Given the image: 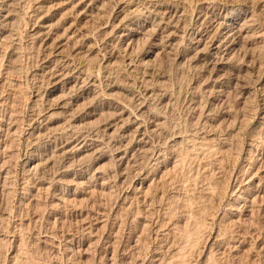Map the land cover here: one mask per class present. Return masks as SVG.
<instances>
[{"label":"rangeland","instance_id":"obj_1","mask_svg":"<svg viewBox=\"0 0 264 264\" xmlns=\"http://www.w3.org/2000/svg\"><path fill=\"white\" fill-rule=\"evenodd\" d=\"M0 10V264H264V0Z\"/></svg>","mask_w":264,"mask_h":264},{"label":"bare ground","instance_id":"obj_2","mask_svg":"<svg viewBox=\"0 0 264 264\" xmlns=\"http://www.w3.org/2000/svg\"><path fill=\"white\" fill-rule=\"evenodd\" d=\"M9 2H11V1H9ZM11 3H12V2H11ZM1 4H2V3H1ZM5 4H6V3H5ZM2 5H3V4H2ZM2 7H3V6H2ZM0 11H1V10H0ZM4 16H5V15H4ZM5 20H6V19H5ZM5 20H4V21H5ZM7 20H8V19H7ZM7 20H6V21H7ZM13 25H14V24H13ZM236 25H237V24H236ZM236 28H237V27H233L234 30H236ZM232 31H233V30H230L229 33L232 32ZM235 35H238V36L240 37V36L242 35V32H241L240 30L237 29L236 32L233 34V36H235ZM135 37H136V35H135V34H132V35L130 36L129 40H133V39H135ZM69 40H70V38H69ZM129 40H128V41H129ZM133 41H134V40H133ZM133 41H132V42H133ZM68 42H69V41H68ZM121 116H122V115H121ZM229 154L231 155V153H229ZM226 155H227V154H226ZM226 157H227V156H226ZM227 159H228V158H227ZM41 162H42V161H41ZM42 163H43V162H42ZM43 164H44V163H43ZM26 165H27V166H30V167H33L34 170L38 169L40 166H43V165H41V164H36L34 161L32 162V160L26 162ZM221 168H224L223 165H222ZM228 169H229V168H228ZM220 170H221V169H220ZM218 171H219V169H218ZM221 172H222V174H224V172H226V169H225V168L222 169ZM227 172H228V171H227ZM208 173H210V174H208ZM208 173H207L206 177L204 176V177H205V180L208 182V184H207L208 186H207V189H206V190L209 192V193H208V194H209L208 196H209V197L211 196V197L214 198L215 195H218V196H219V193H221V190H219V187H220L219 185H220L221 182H220V183H217V182H215V181H217V180L214 181V177H215V176H214V174H215L214 172L211 171V172H208ZM216 174H217V173H216ZM222 174H221V175H222ZM224 175H226V176L228 177L227 174H224ZM216 176H217V175H216ZM217 177H218V176H217ZM203 179H204V178H203ZM219 179H220V178H219ZM220 180H221V179H220ZM206 181H205V182H206ZM221 181H222V183H223V180H221ZM235 181H237V179H236ZM225 183H226V181H225ZM230 183H231V182H230ZM221 186H222V185H221ZM229 187H230V186H229ZM222 188H223V187H222ZM222 188H221V189H222ZM232 189H233V188H232ZM206 190H205V191H206ZM228 190H229V189H228ZM205 191H204V192H205ZM225 191H226V189H225ZM227 192H228V191H227ZM250 192H251V191H250ZM200 193H201V192H200ZM202 193H203V192H202ZM205 193H207V192H205ZM248 193H249V191H243V192H240V194H239V196H238V199H239V200H246V199H244V198H245V196L248 195ZM225 194H226V193H225ZM200 195H202V194H200ZM226 195H227V194H226ZM205 196H206V195H205ZM205 196L203 197L204 200H205V198L207 197V196H206V197H205ZM218 196H217V197H218ZM217 197H216V200H217ZM222 197H223V196L221 195V198H222ZM224 197H225V196H224ZM236 197H237V196H236ZM195 198H196V197H195ZM197 198H199V196H198ZM200 198H202V197L200 196ZM207 198H208V197H207ZM218 198H219V197H218ZM74 199H75V198H74ZM208 199H209V198H208ZM210 199H211V198H210ZM238 199H236V201H237ZM256 199H257V197L255 196V198L250 202V203H251V206H252V209H251V206H250L249 209H251V210L249 211L248 214H250L252 220H253V218H252V214H254V213H253V206H254V204L256 203ZM196 200H198V199H196ZM199 200H201V199H199ZM204 200H203V201H204ZM221 200H222V199H221ZM221 200H220V201H221ZM208 201H209V200H208ZM190 202H191V200H190ZM204 203H205V202H204ZM207 203H208V202H207ZM210 203H211V201H210ZM213 204L215 205V203H213ZM207 205H208V204H207ZM208 207H209V206H208ZM213 207H215V206H213ZM204 209H206V208H204ZM207 209H208V208H207ZM213 210H214V209H213ZM207 212H208V211H207ZM202 214L205 215V213H202ZM208 215H210V214H208ZM199 216H200V215H199ZM201 217H202V215H201ZM244 217H245V215H244ZM203 218H204V217H203ZM203 218H202V219H203ZM196 219H197V221H198V217H196ZM205 219H206V218H204V220H205ZM240 219H241V218H240ZM204 220H203V221H204ZM247 220L249 221V219H247ZM252 220H251V221H252ZM245 221H246V219H245ZM248 221H247V223H249ZM251 221H250V222H251ZM198 222H199V221H198ZM231 222H232V221H231ZM196 223H197V222H196ZM204 223H205V222H204ZM225 223H226V221H225ZM234 223H235V222H234ZM234 223L232 222V224H234ZM243 223H244V218H243ZM245 223H246V222H245ZM252 223H253V221H252ZM197 224H198V223H197ZM199 224H200V223H199ZM199 224H198V226H200ZM220 224H221V223H220ZM223 224H224V223H223ZM228 224H231V223H228ZM232 224H231V225H232ZM249 224H250V223H249ZM202 225H203V222H202ZM221 225H222V224H221ZM231 225H230V226H231ZM246 225L248 226V224H246ZM255 225H257V224H255ZM198 226L196 225L195 229L193 228V230H195L194 233H192V232H190L189 234L187 233V234H188V239H189V240L192 239L194 235L197 236V237L195 238L194 246L197 244L198 237H199V235H200V233H201V227H198ZM226 226H227V223H226ZM234 226H235V224H234ZM227 227H228V226H227ZM230 228H231V227H230ZM230 228H229V229H230ZM256 228H257V227H256ZM224 229L226 230V227H225ZM227 229H228V228H227ZM232 229H233V228H232ZM225 230H224V231H225ZM226 231H227V230H226ZM220 232H221V231H220ZM228 232H230V231H228ZM191 233H192V234H191ZM224 233H225V232H224ZM224 233H223V234H224ZM219 235H220V234H219ZM227 235H228V234H227ZM229 240H231V239H229ZM210 262H213L214 264H219V263H217V258L215 259V257H214L213 255H212L211 258H210L209 264H210ZM207 263H208V262H207Z\"/></svg>","mask_w":264,"mask_h":264}]
</instances>
